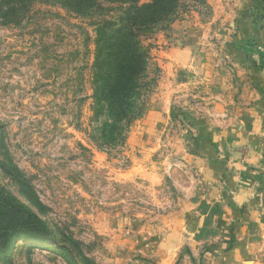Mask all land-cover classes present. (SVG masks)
<instances>
[{
	"label": "rangeland",
	"instance_id": "374dc122",
	"mask_svg": "<svg viewBox=\"0 0 264 264\" xmlns=\"http://www.w3.org/2000/svg\"><path fill=\"white\" fill-rule=\"evenodd\" d=\"M9 1L0 0V208L24 207L50 239L19 236L0 250V264H197L189 257L202 250H185L197 239L186 228L194 223V198L182 187L200 180L184 157L196 156L202 128L196 112L206 111L204 97L227 93L203 92L205 79L170 68L171 45L163 38L173 22L198 17L194 12L208 22L209 4H187L170 25L143 36L145 112L131 123L124 145L106 149L98 141L101 122L93 119L95 27L118 20L125 5L98 0L95 10L78 14L58 0H36L25 13L17 4L13 18ZM259 11L264 0L247 10L261 23ZM207 40L199 54L213 58L209 68H233L224 57L228 49L213 43L212 34ZM179 78L187 85L167 92Z\"/></svg>",
	"mask_w": 264,
	"mask_h": 264
},
{
	"label": "crops",
	"instance_id": "0c3cea01",
	"mask_svg": "<svg viewBox=\"0 0 264 264\" xmlns=\"http://www.w3.org/2000/svg\"><path fill=\"white\" fill-rule=\"evenodd\" d=\"M211 1L207 0L212 15L208 22L194 12L198 17L173 22L163 38L171 45L166 52L170 68L205 79L208 90L202 88L203 92L227 93L222 98L203 95L207 109L196 112L202 127L192 148L196 156L186 152L184 158L200 182L193 186L191 181L182 189L194 198V223L186 228L197 239L185 250L203 252L189 257L191 263L258 264L264 255V22L247 12L256 0ZM207 34L228 49L224 57L233 68L219 72L209 68L213 58L199 54L208 43ZM179 79L167 92L187 85ZM180 170L184 172L183 167Z\"/></svg>",
	"mask_w": 264,
	"mask_h": 264
},
{
	"label": "trees",
	"instance_id": "16d2710c",
	"mask_svg": "<svg viewBox=\"0 0 264 264\" xmlns=\"http://www.w3.org/2000/svg\"><path fill=\"white\" fill-rule=\"evenodd\" d=\"M33 1L36 0H10L6 3L11 9L10 16L18 17L19 8L28 12ZM117 1L125 5L118 20L103 19L95 27L97 52L92 64L93 119L101 122L98 141L106 149L124 145L131 123L145 112L149 51L142 44L143 36L170 25L187 4L208 5L207 0H148L142 4L139 0ZM58 3L78 14L98 7V0H58ZM262 12L259 14L264 22ZM1 196L0 189V199L5 200ZM49 235L42 222L24 207L8 203L0 208V250H7L19 236L47 241Z\"/></svg>",
	"mask_w": 264,
	"mask_h": 264
}]
</instances>
